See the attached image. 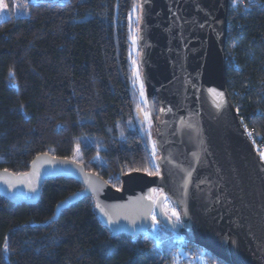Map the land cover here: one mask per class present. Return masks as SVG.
<instances>
[{"label":"trees","instance_id":"obj_1","mask_svg":"<svg viewBox=\"0 0 264 264\" xmlns=\"http://www.w3.org/2000/svg\"><path fill=\"white\" fill-rule=\"evenodd\" d=\"M256 1L244 11L229 0L225 78L243 126L264 142V0ZM22 3L16 15L6 0L10 15L0 21V169L25 172L40 153L72 158L78 147L76 161L115 188L121 172H158L132 79L140 0ZM81 189L56 176L34 204L0 195V264H227L158 220L157 237L112 233L90 195L56 213ZM164 206L180 214L166 194ZM200 250L205 263L188 256Z\"/></svg>","mask_w":264,"mask_h":264},{"label":"water","instance_id":"obj_2","mask_svg":"<svg viewBox=\"0 0 264 264\" xmlns=\"http://www.w3.org/2000/svg\"><path fill=\"white\" fill-rule=\"evenodd\" d=\"M228 3L140 0V68L158 172H121L115 188L75 159L45 152L25 172L0 169V195L34 204L45 180L75 179L82 189L59 202L56 213L90 195L114 234L146 233L154 216L227 264H264V160L226 87ZM155 188L161 193L154 200ZM164 194L176 202L179 222L164 211Z\"/></svg>","mask_w":264,"mask_h":264},{"label":"rangeland","instance_id":"obj_3","mask_svg":"<svg viewBox=\"0 0 264 264\" xmlns=\"http://www.w3.org/2000/svg\"><path fill=\"white\" fill-rule=\"evenodd\" d=\"M13 1H14V14H16V15L17 14H19V15L23 14L25 11L24 3H22L23 0H13ZM28 1H30V0H28ZM60 1H63V0H60ZM0 4L3 5L2 7H0V21H2L3 19L7 18L10 15V11L7 7L6 0H0ZM137 22H138V20H137ZM138 37L139 36H138V29H137L134 36H132V40L130 43V54H131V59L133 61L132 79H133V85L139 94V97H137L138 98L137 104L140 105V109H141V112L143 115V121H144L143 124H144L145 129L147 130V133H148V138L150 141L151 150L155 155V162H157V159L159 157V153H158V151L156 149V145H155V139H154L155 128L153 127L151 119H150L149 110H148L147 101H146L144 83H143V79H142V75H141V68L139 65L140 47L138 45V39H139ZM141 93H143V95ZM154 109H155V107H154ZM156 112H157V110H156ZM159 112L160 111L158 109L157 120L159 118ZM80 155H81V153L79 151V148L76 147L75 152L72 156V159H75V160L79 159ZM156 165H157V163H156ZM160 193H161L160 190H157V191L153 190L152 198L155 200ZM164 210L173 219H175V217L172 216V211L174 210L176 213H178L175 208H169L168 206H164ZM179 216H180V214H179ZM156 231H157L156 225H154L150 228V232L153 233L157 237ZM180 252L186 255V252L183 249H180ZM197 258L201 262H204V263L207 262V259L201 250L197 252Z\"/></svg>","mask_w":264,"mask_h":264},{"label":"built area","instance_id":"obj_4","mask_svg":"<svg viewBox=\"0 0 264 264\" xmlns=\"http://www.w3.org/2000/svg\"><path fill=\"white\" fill-rule=\"evenodd\" d=\"M256 2H257L256 0H238L240 7L244 11L249 10L253 5L256 4ZM246 132H247L248 136L250 137V139L253 141L256 151L259 154L264 152V142L260 141V136H256L253 130H249V129L247 130L246 129ZM188 256L191 260H193L195 262V260L197 258L195 253H191Z\"/></svg>","mask_w":264,"mask_h":264},{"label":"snow or ice","instance_id":"obj_5","mask_svg":"<svg viewBox=\"0 0 264 264\" xmlns=\"http://www.w3.org/2000/svg\"><path fill=\"white\" fill-rule=\"evenodd\" d=\"M2 6H3V5L0 4V7H2ZM137 75H138V74H137ZM141 94L143 95V93H141ZM260 155H261V159L264 160V152H262ZM25 175H26V174H25ZM172 216L175 217L176 222H179V220H180V216H179V214L176 213L174 210L172 211ZM153 222H154V223L156 222L154 216H153Z\"/></svg>","mask_w":264,"mask_h":264},{"label":"flooded vegetation","instance_id":"obj_6","mask_svg":"<svg viewBox=\"0 0 264 264\" xmlns=\"http://www.w3.org/2000/svg\"><path fill=\"white\" fill-rule=\"evenodd\" d=\"M155 119H156V121H157V116H156V113H155ZM155 189H156V188H155ZM155 189H154V190H155Z\"/></svg>","mask_w":264,"mask_h":264},{"label":"clouds","instance_id":"obj_7","mask_svg":"<svg viewBox=\"0 0 264 264\" xmlns=\"http://www.w3.org/2000/svg\"><path fill=\"white\" fill-rule=\"evenodd\" d=\"M246 129V128H245Z\"/></svg>","mask_w":264,"mask_h":264}]
</instances>
